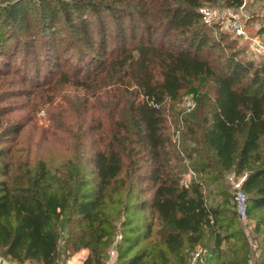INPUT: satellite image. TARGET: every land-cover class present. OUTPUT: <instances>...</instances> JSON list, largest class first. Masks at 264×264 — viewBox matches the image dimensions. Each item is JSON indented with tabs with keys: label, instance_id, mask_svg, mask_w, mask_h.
<instances>
[{
	"label": "trees",
	"instance_id": "obj_1",
	"mask_svg": "<svg viewBox=\"0 0 264 264\" xmlns=\"http://www.w3.org/2000/svg\"><path fill=\"white\" fill-rule=\"evenodd\" d=\"M214 1L0 0V258L65 264L85 251L84 264H106L119 223L116 264H190L195 254L193 264H264V64L215 55L208 31L220 25L199 13ZM209 81L210 112H184L176 125L170 105L185 89L197 102L195 84ZM67 86L109 111L90 125L88 151L55 168L32 162L21 135L46 93ZM227 173L245 177L256 246L233 229V197L230 215L216 191Z\"/></svg>",
	"mask_w": 264,
	"mask_h": 264
},
{
	"label": "rangeland",
	"instance_id": "obj_2",
	"mask_svg": "<svg viewBox=\"0 0 264 264\" xmlns=\"http://www.w3.org/2000/svg\"><path fill=\"white\" fill-rule=\"evenodd\" d=\"M227 1L229 0H215L214 2L208 3L206 7H216L220 12L230 11L236 14L240 21L245 24L248 36H258L259 41L264 46V0H243L241 7H230L227 5ZM208 32L214 41L221 43V47L215 51L216 56L223 52L224 56L234 53L242 62L252 61L254 64H264V49L261 52L256 51L255 48L250 46L249 43L251 42L245 37H239L235 33L223 29L221 26H213ZM18 60L19 57L16 59V65L20 64ZM195 86L198 89V101L192 111L187 112L183 105L184 98L189 94L188 89L182 92L178 102L170 105L173 108V114L177 117L176 125H178V117L184 116V112L188 113L186 117H195L193 119L198 121V115L201 112L207 114L211 110L214 96L213 83L211 81L206 83L197 82ZM55 96V103L51 104V106L46 104V101L52 98L54 99ZM27 100L28 98H14L9 101H13V103H27ZM45 100L38 107L40 111L34 115V119L30 121L26 130L22 133L20 143H22L25 150L31 153L32 162H35L37 159H43L55 168L61 162L67 161L76 152L78 146H81V151L83 149H86V151L90 149L91 142L94 140L90 125L98 126V119L106 116L109 109L106 107L107 101L96 98L92 100L89 95L71 86L58 88L55 93L52 91L47 92ZM72 105H75L76 111ZM17 115L21 120L31 119L30 116H32L29 106L21 110ZM91 115L96 117L95 121L91 120ZM79 122H81V125L78 124ZM171 125V129L167 133H169L173 141L178 145V132H174L173 129L175 123L172 122ZM172 152V163L175 165L174 173L178 175V151L172 150ZM180 162L186 163L184 161ZM185 165H188V163ZM233 175L232 173L225 174L224 180L222 181L223 185L221 184L216 189L217 192L224 194L222 199L225 198L227 200V208L230 215L234 211L232 204L233 189L229 180ZM214 193L213 189L210 191V187H206V196L210 204H214ZM132 215L138 218L145 216L149 220L152 219L147 211L141 212L137 210ZM252 227V218L248 219L247 224L235 218L233 229L242 231L244 237L247 238L249 247L256 246L257 244L251 234ZM116 229L108 245V251L111 250L115 253L113 259L109 255L107 256V260L110 259L111 264L117 263L116 258L121 241H116V236L121 233L119 223ZM161 231L159 225L155 226L153 237L156 238V232L159 233ZM144 245L146 244L143 243L141 247ZM197 256L198 254L192 255L190 264H193Z\"/></svg>",
	"mask_w": 264,
	"mask_h": 264
},
{
	"label": "built area",
	"instance_id": "obj_3",
	"mask_svg": "<svg viewBox=\"0 0 264 264\" xmlns=\"http://www.w3.org/2000/svg\"><path fill=\"white\" fill-rule=\"evenodd\" d=\"M201 20L208 24H219L223 29H226L228 31H231L235 33L239 37H245L247 40H249L251 43L250 46L255 48L256 51L261 52V50L264 49V46L259 41V37H250L247 34L245 24L242 23L239 19V17L230 12V11H224L220 12L216 7H202L199 10ZM184 108L187 112L192 111L195 106L196 102L193 98V95H187L184 98ZM194 176V173L192 171H189L186 175L187 181L189 182L191 178ZM230 184L233 189V200L235 209L238 215V219L244 223L247 224L248 222V205H247V196L243 190V184L245 177H236L235 175L230 177ZM122 239V235L118 234L116 236V241H119ZM114 251H109L108 255L111 259L114 257ZM21 264H35L32 262H24ZM106 264H111V260L108 259L106 261Z\"/></svg>",
	"mask_w": 264,
	"mask_h": 264
},
{
	"label": "crops",
	"instance_id": "obj_4",
	"mask_svg": "<svg viewBox=\"0 0 264 264\" xmlns=\"http://www.w3.org/2000/svg\"><path fill=\"white\" fill-rule=\"evenodd\" d=\"M85 251H81L74 256H72L65 264H84ZM0 264H12L8 261L0 258Z\"/></svg>",
	"mask_w": 264,
	"mask_h": 264
}]
</instances>
